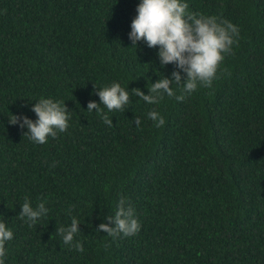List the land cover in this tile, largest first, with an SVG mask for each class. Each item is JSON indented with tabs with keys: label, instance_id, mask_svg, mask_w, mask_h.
Returning a JSON list of instances; mask_svg holds the SVG:
<instances>
[{
	"label": "trees",
	"instance_id": "trees-1",
	"mask_svg": "<svg viewBox=\"0 0 264 264\" xmlns=\"http://www.w3.org/2000/svg\"><path fill=\"white\" fill-rule=\"evenodd\" d=\"M183 2L239 28L219 78L183 102L130 96L124 111L104 108L109 127L87 112L98 89L149 95L178 70L161 67L158 47H132L141 0H0V222L13 232L4 264H264V0ZM41 98L71 115L43 145L9 123L37 120ZM121 196L141 229L114 239L97 229ZM25 197L49 209L32 227L19 218ZM73 217L83 252L56 233Z\"/></svg>",
	"mask_w": 264,
	"mask_h": 264
},
{
	"label": "clouds",
	"instance_id": "clouds-1",
	"mask_svg": "<svg viewBox=\"0 0 264 264\" xmlns=\"http://www.w3.org/2000/svg\"><path fill=\"white\" fill-rule=\"evenodd\" d=\"M188 8L189 5L183 0H141L129 34L132 47L136 48L141 41L146 42L151 49L158 47L161 67L171 64L178 70L171 73V78L163 75L156 83L148 85L149 95L138 88L129 92L119 83L98 89L94 94L99 95L100 103L90 101L87 112L95 111L111 127L113 121L104 108L109 112L124 111L130 104V96H137L149 105H159L165 97L183 102L198 87H212L213 82L219 78L222 62L232 54L233 45L238 43L239 28L228 20L189 12ZM181 72L185 75H181ZM31 111L36 114L37 120L11 115L9 123L13 126L19 124L21 129L27 128L24 136L37 144H46L49 138L56 139L59 133L67 132L70 126V111L63 101L41 98ZM147 115L155 122V127L160 128L165 124L164 117L155 109ZM134 123L139 126L141 121L135 118ZM21 209L19 218L25 220L29 227L46 217L49 212L44 202L34 208L27 197ZM105 219L115 227H110L108 222L102 223L97 231L105 232L114 239L121 234L132 237L141 229L140 222L135 218L134 208L123 196L117 202L114 217L107 216ZM79 225L73 217L70 226L57 228L56 233L62 236L65 245L83 252V244L74 240L80 232ZM12 239L11 229L0 222V264H4L6 244Z\"/></svg>",
	"mask_w": 264,
	"mask_h": 264
}]
</instances>
